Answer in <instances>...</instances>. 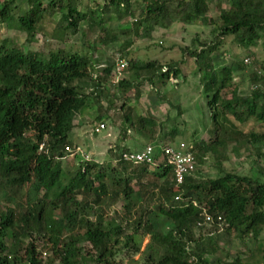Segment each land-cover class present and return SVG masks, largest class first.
<instances>
[{
	"label": "trees",
	"instance_id": "16d2710c",
	"mask_svg": "<svg viewBox=\"0 0 264 264\" xmlns=\"http://www.w3.org/2000/svg\"><path fill=\"white\" fill-rule=\"evenodd\" d=\"M23 1L30 5L29 10L20 9L16 0H0V26L18 29L32 43L42 33L44 20L60 14V40L80 33L82 25L88 23L83 34L100 30L102 35L95 42L102 44H107L110 37L106 21L114 17L134 16L137 26L147 24L148 28L177 16L187 23L211 25L210 5L215 2L155 0L146 4L142 0V6L138 0H100L97 10L84 13L77 10V0ZM229 2V9L220 11L215 40L201 51L188 54L202 74L211 118L206 131L211 136L209 141L198 143L194 135V142L188 146L193 153L199 150L201 154H218L220 147L233 140L234 152L240 156L245 149L256 157L255 166L264 176L260 161L264 158V133L246 134L242 130L250 121L264 126V73L259 75L257 70L251 75L253 92L243 95L235 78L238 70L216 68L212 58L224 37H234L235 43L245 48L261 40L264 0ZM16 9L20 11L17 18L13 14ZM117 62L98 79L91 74L94 61L89 55L61 48L45 54L26 53L20 45L0 46V264H44L43 257L52 260V254V264H121L117 259L120 255L138 264L134 257L141 254L139 245L146 237L151 238V247L149 253L142 254L141 264H212L208 258L222 250L220 242L230 245L235 235L242 243L246 238L261 240L264 183L253 177L225 172L219 178L207 179L192 171L177 188L172 169L159 153L154 165L129 163L122 160V155L134 151L121 144L112 151V159L103 164L76 155L82 157V165L73 174L64 170L62 162L72 155L66 148L79 147L72 141L75 120L92 108V101L101 105L106 94L104 82L115 75ZM244 64L239 70L245 69ZM179 66L131 61L126 70L133 72L139 85L148 83L157 88L172 77L179 78ZM134 84L129 79L118 81L114 99L128 100ZM89 87L91 93L86 92ZM109 103L104 114L96 118L99 124L111 118L115 104ZM126 107L124 104L121 112ZM127 111L128 115L123 116L126 128L139 124V131L148 130L154 140L156 121L135 114L130 117L131 110ZM126 128L122 129L125 134ZM176 135L179 131L174 129L171 136ZM42 144L45 147L40 150ZM151 145L158 150L165 144L157 141ZM121 199L129 218L136 212L135 220L126 218L122 222L108 216L107 202L118 203ZM149 200L158 203V210L141 207ZM4 201L12 207L3 209ZM56 210H61L62 218L56 216ZM204 210L216 221L222 218V232L216 225L198 227ZM258 251L248 259L238 255L227 263L218 262L264 264V248Z\"/></svg>",
	"mask_w": 264,
	"mask_h": 264
},
{
	"label": "rangeland",
	"instance_id": "374dc122",
	"mask_svg": "<svg viewBox=\"0 0 264 264\" xmlns=\"http://www.w3.org/2000/svg\"><path fill=\"white\" fill-rule=\"evenodd\" d=\"M44 3L45 5L48 4L47 1ZM100 3V0H77V10L89 13L97 10ZM138 3L142 6L145 5L142 0H138ZM16 5L23 10L30 9V5L23 0H16ZM229 7V0H215L210 5L209 18L212 21L211 25H204L202 22L187 23L177 16L175 19L169 17L163 25L160 24L148 28L147 24L137 26L134 23L136 18L134 16L114 17L111 20H107L105 24V28L110 32L107 44L95 42V39L102 35L100 30L97 32L90 30L87 35L83 34L84 30L88 29V23L82 25L80 33L66 35L64 41L60 40L59 21L61 16L60 14H55L51 18L44 20L42 33L32 43L27 41L25 33L15 28L9 29L7 25H1L0 46L5 43L20 45L26 53L39 52L45 54L51 50L61 48L89 55L94 61L91 74L98 79L106 76L103 71L107 67L110 65L116 67L117 58L124 59L127 63L131 61H138L142 64L155 62L164 67L172 63L180 64L182 75L179 78L172 77L166 85H159L157 88H153L148 83L139 85V81L132 71L126 70L122 76H116L115 74L107 82H104L106 94H104L105 98L102 99L101 105H97V101H92V108L87 110L81 117L76 118L72 141L89 155L90 160L103 164L106 160L112 159V151L117 149L126 139L134 148L145 147L157 141L172 146L179 144L189 145L194 142V135L198 143L209 141L211 136L206 131L208 126L211 125V118L201 85L202 74L198 70L195 59L188 54L197 50L201 51L205 44L215 40L214 30L221 24L220 11L229 9ZM138 9L135 8L134 10ZM19 13L20 11L16 9L13 14L17 18ZM135 15L137 16L138 12ZM113 37H115V40H112ZM248 57L252 58L254 64L245 66L244 60ZM212 58L216 68L225 66L238 70L235 72V78L240 86L241 94L250 95L253 92L250 80L251 75L256 73L257 70L264 73V35L256 45L249 48L236 44L232 36L224 37L222 46L212 55ZM181 61L185 62L181 63ZM242 63L245 69L239 70ZM117 78L129 79L135 82L134 93L129 96L128 100H123V98L114 99L113 96L117 94ZM86 92L91 93V87L87 88ZM109 101L115 104V109L110 113L111 118L103 122L107 125V130L96 135L93 133L95 125H99L96 122V118L104 114V110L110 105ZM124 104L127 107L124 112H121V107ZM128 109L131 110L129 113L130 117L135 114L138 117L156 121L154 140L151 139L148 130L139 131V124L135 127L129 126L126 128L123 116L128 115ZM101 110L103 111L101 112ZM125 128L127 134L123 131ZM174 129L179 131V135L172 138L171 133ZM242 130L246 134L251 132L262 134L264 133V126L250 121L242 127ZM235 145L236 142L233 140L228 141L226 147L219 148L218 154H201L199 150L196 151L194 171L207 179H216L225 172H234L253 177L264 183V176L260 174L255 166L256 157L250 155L245 149H242L240 156H238L233 150ZM82 161V157L75 158L71 156L62 162L63 168L68 173L73 174L82 165ZM260 161L264 165V158ZM134 186L135 190L138 191V187L135 184ZM2 191L4 192L5 188ZM0 198L2 199L3 197ZM79 200L81 201L82 197ZM107 203L109 217H114L122 222L135 220L136 212H134L132 218L126 215L123 199L118 203ZM11 207L12 205L6 204L5 201L3 202V209ZM141 207L146 211H156L158 210V203L154 200H149ZM139 209L141 210L142 208H137L136 211ZM141 212H143V209ZM55 213L58 218L63 217L61 210H56ZM91 219L94 220V217L92 216ZM200 235L201 232H198V236ZM139 247L141 248V254L135 256L134 260L141 264L143 263L142 256L149 253L151 238L146 237L143 239ZM219 247L222 250L208 258L212 264H219L220 261L227 263L238 255L248 259L254 253L257 254L260 247L264 248V234L260 241L246 238L245 243H242L235 235L230 240V245L226 242H220ZM51 256L52 260L43 257L44 264L55 262L53 254ZM225 256L228 259H225ZM117 259L121 264H133L131 259L124 255H120Z\"/></svg>",
	"mask_w": 264,
	"mask_h": 264
},
{
	"label": "built area",
	"instance_id": "2783aa9c",
	"mask_svg": "<svg viewBox=\"0 0 264 264\" xmlns=\"http://www.w3.org/2000/svg\"><path fill=\"white\" fill-rule=\"evenodd\" d=\"M146 4L152 3L155 0H144ZM252 58H246L245 64L252 65ZM128 67V63L124 59H119L117 62V69H116V76H122ZM263 73L259 71V75ZM116 78V77H115ZM120 78H117V83L120 81ZM107 130V125L105 123L99 124L94 127L93 133L94 134H101L102 132ZM45 144H42L40 150H43ZM192 147H189L186 144H179L177 146L172 145H161L158 150L153 145L149 144L143 148V150L138 152H126L122 155V160L134 163V164H149L154 165L156 154H160V158L165 160L166 166H169L175 177L176 187L180 188L184 182L185 178L194 171L196 165V156L195 153L192 151ZM66 152L71 153V156L81 155L85 160H90L89 155H87L84 151L78 147L74 150L71 147L66 148ZM179 199V198H178ZM177 199V200H178ZM222 218L219 217L216 221L215 217L207 210L203 211V219L198 223V227L206 228L213 225H216L219 229V232H222L223 229V222ZM46 256V253L44 254Z\"/></svg>",
	"mask_w": 264,
	"mask_h": 264
},
{
	"label": "crops",
	"instance_id": "0c3cea01",
	"mask_svg": "<svg viewBox=\"0 0 264 264\" xmlns=\"http://www.w3.org/2000/svg\"><path fill=\"white\" fill-rule=\"evenodd\" d=\"M121 146L127 147L131 151H141L144 148V147L134 148L133 145L131 146L130 143L126 140L123 141V143H121Z\"/></svg>",
	"mask_w": 264,
	"mask_h": 264
},
{
	"label": "clouds",
	"instance_id": "9594fccd",
	"mask_svg": "<svg viewBox=\"0 0 264 264\" xmlns=\"http://www.w3.org/2000/svg\"><path fill=\"white\" fill-rule=\"evenodd\" d=\"M102 124V123H101ZM95 126H97V125H95ZM135 152V151H134Z\"/></svg>",
	"mask_w": 264,
	"mask_h": 264
}]
</instances>
